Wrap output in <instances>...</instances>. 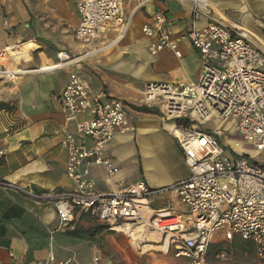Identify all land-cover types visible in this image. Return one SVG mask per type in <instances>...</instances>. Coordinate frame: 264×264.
<instances>
[{
  "label": "crops",
  "instance_id": "0c3cea01",
  "mask_svg": "<svg viewBox=\"0 0 264 264\" xmlns=\"http://www.w3.org/2000/svg\"><path fill=\"white\" fill-rule=\"evenodd\" d=\"M207 1L215 21L248 32L255 48L264 52V0ZM77 3L0 0V50H13L2 65L27 71L12 81L0 79V151L5 153L0 160V180L18 188L0 189V264H47L50 254L56 262L73 257L77 264H91L95 258L98 264H112L107 254L115 247L135 252L138 260L149 264H185L171 253L154 250L161 245L140 235L139 228L130 230L131 234L122 227L94 234V228L105 225L86 214L77 216L73 228L56 231L55 197L72 188L65 173L63 142L66 133L75 131V123L65 122L59 108V95L68 76L73 73L92 93L102 91L107 98L123 103L127 126L101 153L118 173L108 177L101 167L90 169L95 190L107 193L114 192L120 182L129 185L142 181L150 189L163 190L189 177L183 153L172 135L173 124L161 118L157 105L144 101L143 90L148 84H192L201 71L197 52L186 37L192 20L188 4L178 0H121L123 16L130 21L123 39L113 42L115 34L107 24L98 39L83 45L74 34L79 22ZM157 12L168 19L180 59L168 51L148 54L149 41L142 35L141 26ZM206 22L200 18L196 27L203 28ZM59 53L75 60L58 70L34 71L57 64ZM141 107L153 112H139ZM85 118L79 115L76 120ZM220 131L222 128L215 132ZM170 204L179 209L170 191L150 200L152 210Z\"/></svg>",
  "mask_w": 264,
  "mask_h": 264
},
{
  "label": "built area",
  "instance_id": "2783aa9c",
  "mask_svg": "<svg viewBox=\"0 0 264 264\" xmlns=\"http://www.w3.org/2000/svg\"><path fill=\"white\" fill-rule=\"evenodd\" d=\"M178 1L191 7L186 37L197 52L200 76L187 85L148 84L143 98L160 108L164 121L190 122L188 126L172 125L178 132L172 135L183 153L189 177L163 190L136 181L129 185L120 182L114 192H97L90 169L101 167L108 177L118 173L113 162L101 153L116 133L124 132L126 114L122 101L107 98L102 91L92 93L88 84L71 73L60 92L59 108L65 122L75 123V131L66 133L63 142L65 173L72 188L55 197L56 231L73 228L80 214L112 229L142 228L159 236L161 245L166 243L165 252L184 259L185 264H246L224 252L208 256L214 238H238L250 243L256 261L264 264V52L255 48L248 32L215 21L207 0ZM77 12L79 22L74 34L83 45L98 39L107 24L115 34L113 42L123 39L130 27L121 11V0H78ZM200 18L207 19L203 28L196 27ZM141 33L149 41L150 56L168 51L181 58L164 13L154 14L141 26ZM12 51L11 47L0 50V79L12 81L27 72L2 65ZM58 60L53 66L34 71L58 70L75 58L59 53ZM79 115L86 118L78 122ZM212 117L230 122L260 157L249 161L247 155L235 154L217 142L218 131L213 134L193 129L195 123H209ZM4 156L0 151V160ZM0 189L18 190L1 180ZM167 191L175 195L179 209L170 204L152 210L150 200ZM47 264L77 263L73 257L56 262L50 254ZM91 264H98V259Z\"/></svg>",
  "mask_w": 264,
  "mask_h": 264
},
{
  "label": "rangeland",
  "instance_id": "374dc122",
  "mask_svg": "<svg viewBox=\"0 0 264 264\" xmlns=\"http://www.w3.org/2000/svg\"><path fill=\"white\" fill-rule=\"evenodd\" d=\"M219 128H222V131H220L219 134L215 135V140L222 146H230L231 150L234 153L244 150L245 152L243 153L247 155L249 161L257 160L260 157V154L257 153L250 144L244 143L239 134L232 128V126H230V124H227L225 121H221L216 117H212L209 123H195L193 127V129H195L196 131L207 130L209 132H212L213 134H215V131ZM225 150L227 151L230 158H233V154L228 150L227 147L225 148ZM156 244L160 246L162 242H160L159 240V242H157ZM154 250L160 252V248H154ZM161 252L163 251L161 250ZM216 252L227 253L234 261H241L246 264H259L255 258L254 247L250 243L242 242L238 238H234L231 241H223L220 238H214L209 248L208 256L211 258ZM107 255L110 257L108 258L112 264H149L147 260H138L136 253L128 249L124 251H118L115 247V251Z\"/></svg>",
  "mask_w": 264,
  "mask_h": 264
},
{
  "label": "trees",
  "instance_id": "16d2710c",
  "mask_svg": "<svg viewBox=\"0 0 264 264\" xmlns=\"http://www.w3.org/2000/svg\"><path fill=\"white\" fill-rule=\"evenodd\" d=\"M0 108H1V105H0ZM137 110L139 112H142V113H152L153 112L152 109H149V108H146V107H141V108H138ZM171 123L175 124L176 126H186V125L188 126V124L190 122L187 119H176V120H173ZM105 228H109V227L108 226H99V227L94 228V230L92 232L94 234H97V233H100V232L104 231ZM246 245H248V244H246Z\"/></svg>",
  "mask_w": 264,
  "mask_h": 264
},
{
  "label": "bare ground",
  "instance_id": "6f19581e",
  "mask_svg": "<svg viewBox=\"0 0 264 264\" xmlns=\"http://www.w3.org/2000/svg\"><path fill=\"white\" fill-rule=\"evenodd\" d=\"M171 127V126H170ZM171 130V129H170ZM173 132H176V130L174 129V127L172 126V133ZM176 134L178 135V132H176ZM126 229L127 230H129L128 232H130V234H131V231L130 230H134V228H132V227H130V226H127L126 227ZM141 229V230H140ZM141 231V234L140 235H142V236H148V238H149V240L150 241H152V242H159V236H157V235H154L153 233H148V232H146L144 229H142V228H139L137 231ZM157 245V244H156ZM159 246V245H158ZM145 248H152V246H150V247H145ZM160 252H161V250L162 251H165V249H166V243H164V245H161L160 247Z\"/></svg>",
  "mask_w": 264,
  "mask_h": 264
}]
</instances>
